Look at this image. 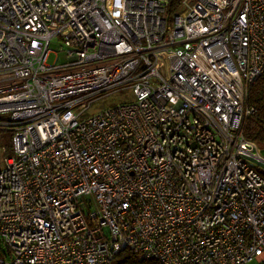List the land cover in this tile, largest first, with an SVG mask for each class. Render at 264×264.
I'll list each match as a JSON object with an SVG mask.
<instances>
[{
    "label": "built area",
    "instance_id": "built-area-1",
    "mask_svg": "<svg viewBox=\"0 0 264 264\" xmlns=\"http://www.w3.org/2000/svg\"><path fill=\"white\" fill-rule=\"evenodd\" d=\"M167 1L0 0V264H264V0Z\"/></svg>",
    "mask_w": 264,
    "mask_h": 264
},
{
    "label": "trees",
    "instance_id": "trees-1",
    "mask_svg": "<svg viewBox=\"0 0 264 264\" xmlns=\"http://www.w3.org/2000/svg\"><path fill=\"white\" fill-rule=\"evenodd\" d=\"M181 0H168L166 10L173 13ZM246 106H252L254 112L245 117L241 123V131L244 136L256 143L259 149L264 150V73L257 77L248 86ZM113 264H161L154 258H139L129 249L118 252Z\"/></svg>",
    "mask_w": 264,
    "mask_h": 264
},
{
    "label": "rangeland",
    "instance_id": "rangeland-1",
    "mask_svg": "<svg viewBox=\"0 0 264 264\" xmlns=\"http://www.w3.org/2000/svg\"><path fill=\"white\" fill-rule=\"evenodd\" d=\"M62 43L57 39H53L49 44V53L46 59L47 64H59L65 63L67 57L64 51L60 50V45ZM131 100L130 93L126 89L117 90L111 92L110 94L101 96L93 101L90 108L87 110L86 115H89L95 111H98L104 107L110 106L112 104L125 102ZM260 150V153L264 155V150ZM264 166V165H262Z\"/></svg>",
    "mask_w": 264,
    "mask_h": 264
}]
</instances>
